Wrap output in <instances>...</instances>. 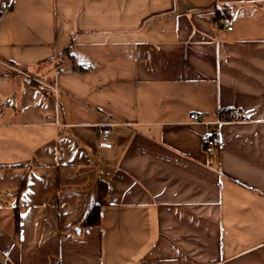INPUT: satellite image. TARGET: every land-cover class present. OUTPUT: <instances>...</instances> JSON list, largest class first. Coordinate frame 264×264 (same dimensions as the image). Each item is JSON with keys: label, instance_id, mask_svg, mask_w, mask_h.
<instances>
[{"label": "crops", "instance_id": "crops-1", "mask_svg": "<svg viewBox=\"0 0 264 264\" xmlns=\"http://www.w3.org/2000/svg\"><path fill=\"white\" fill-rule=\"evenodd\" d=\"M0 100V264H264V0H0Z\"/></svg>", "mask_w": 264, "mask_h": 264}, {"label": "built area", "instance_id": "built-area-1", "mask_svg": "<svg viewBox=\"0 0 264 264\" xmlns=\"http://www.w3.org/2000/svg\"><path fill=\"white\" fill-rule=\"evenodd\" d=\"M3 7L6 10L10 9L9 4L4 3ZM224 26L228 29V30H232L233 26H234V22L231 18H225L223 20ZM86 68H90V64H86L85 65ZM23 73V72H22ZM26 76L30 77V75L24 73ZM35 81H38L37 79L34 78ZM8 104L5 100H0V112H3L7 109ZM191 120H193L194 122H207V120L204 118V116H202L200 113L197 112H193L190 115ZM225 120H230V121H246L247 117L244 116L240 110L238 109H234L231 112H228V114L226 115ZM218 123L222 122V120H218ZM110 132L111 129L109 127H103L101 129V131L99 132V146L101 147H106V148H111L112 147V140H111V136H110ZM203 143L205 144V146L209 149L211 148H216L219 145V142L217 139L213 138V137H209V136H205L203 138ZM56 264H60V262H56Z\"/></svg>", "mask_w": 264, "mask_h": 264}, {"label": "trees", "instance_id": "trees-1", "mask_svg": "<svg viewBox=\"0 0 264 264\" xmlns=\"http://www.w3.org/2000/svg\"><path fill=\"white\" fill-rule=\"evenodd\" d=\"M22 185H24V184L22 183ZM105 190H106V187L105 186L101 187V196L104 195ZM100 204L95 205V207L90 211V213L87 216V219L85 220V224H95V223L98 222V216H99V211H100ZM16 213L18 215V211Z\"/></svg>", "mask_w": 264, "mask_h": 264}]
</instances>
